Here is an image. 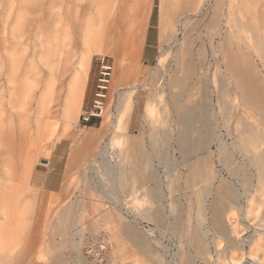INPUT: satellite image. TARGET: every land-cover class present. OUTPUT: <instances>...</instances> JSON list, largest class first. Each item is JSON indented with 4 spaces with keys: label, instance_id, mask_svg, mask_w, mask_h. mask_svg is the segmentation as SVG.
<instances>
[{
    "label": "rangeland",
    "instance_id": "obj_1",
    "mask_svg": "<svg viewBox=\"0 0 264 264\" xmlns=\"http://www.w3.org/2000/svg\"><path fill=\"white\" fill-rule=\"evenodd\" d=\"M24 1L0 0V72L4 73L0 84L7 87L0 91V99L4 93L5 102L10 101L0 105V259H8L1 263L264 264V220L251 221L249 228L241 232V210L232 205L223 217L220 231L211 223L209 207L217 199V177L232 182L228 169L225 174L217 162L215 147L208 163L215 176L209 182V194H200L208 186L206 182L192 189L187 187L185 178L191 173L185 171L189 167L182 164L174 145L182 127L174 123L177 115L171 108L172 97L183 95V103L198 106L197 113L205 112L201 107L206 105L212 114H218L217 133L238 165L252 176L250 187L251 183L256 187L259 179L264 181V160H258L264 153V117L251 106L254 100L245 99L241 91V87L258 90L260 85L264 91V0H113L108 18L119 22L127 16L128 46L118 60L115 48L105 56L90 54L88 45L77 51L65 75L64 92L56 102L60 104L59 118L40 137L31 129L35 123L23 117L37 106L39 95L34 99L28 96L22 73L27 60L41 46L50 61L60 58L63 52L66 55L70 47L65 34L51 27L58 17L57 0H46L50 15L42 34L30 30L33 16L23 12ZM185 27L190 29L192 42L188 37L184 39ZM190 43L192 76L185 72L187 55L182 49L183 44ZM232 61L235 69L231 68ZM127 64L131 72L151 70L159 77L135 83L129 82V77L121 80L117 67ZM234 70L237 79L232 78ZM188 75L190 79L186 78ZM6 78L12 79L10 84ZM132 86L138 88L127 92L126 111L118 121L115 114L120 94ZM222 86L225 89L221 92ZM69 106L71 113L67 114ZM231 114L236 119L229 121L226 118ZM135 117L142 124L140 129H132ZM151 121L153 126H146ZM104 125L106 133L92 146H85L82 135L98 132ZM11 134L15 144L9 140ZM165 141L169 142L167 147ZM151 149L158 150L159 155L151 157ZM74 150L78 151L77 157L70 164ZM142 151L150 156H141ZM132 159H137L135 179L131 176ZM103 160L116 169L124 167V178L119 183L106 180ZM206 166L205 162L200 165L204 176ZM54 170L61 175V186L56 191L45 190L46 175ZM8 180L12 190L7 188ZM161 180L165 199L158 205L156 184ZM11 207H16L15 223L9 230L2 224V214ZM43 207L60 210L63 216L72 213V237L55 234L48 216L37 228ZM22 208L21 220L17 222L16 215ZM158 208H165L164 216L169 217L165 216L163 226L156 220ZM173 221L181 225L179 230L173 229ZM130 225L136 227L138 237L150 252H141L130 243V235L124 231ZM6 230L12 232L9 237L3 235ZM198 231L204 246L192 242L198 238ZM35 234L39 238L36 245ZM51 236L56 245L51 243ZM238 236L244 253L230 249ZM250 236L255 248L251 254V240L247 239Z\"/></svg>",
    "mask_w": 264,
    "mask_h": 264
},
{
    "label": "bare ground",
    "instance_id": "obj_2",
    "mask_svg": "<svg viewBox=\"0 0 264 264\" xmlns=\"http://www.w3.org/2000/svg\"><path fill=\"white\" fill-rule=\"evenodd\" d=\"M112 1L113 0H92L91 3H79V2L71 3V2H68L67 0H57L56 6L59 9L57 12L58 17H57L56 22H54L53 24L51 22L52 24L51 27H54L55 32L57 29L60 33L65 34V38H68L67 45L70 48L68 49L66 55L63 52L60 58L50 61L46 59L45 49L42 50L43 48L41 46L39 51L34 52L32 58L30 59L27 58L28 60L25 64V67L22 73V76H23L22 78L24 82L26 83L25 84L26 92H28V96L34 99L33 97L36 96V94L39 95L37 98L38 99L37 104H36L37 106L35 108L31 107L30 110L28 111V115L23 114L25 121L26 120L30 122L33 121L32 124L35 123L34 125L35 128L31 127V129H35L34 131L36 133V136L40 137L46 132V130L49 127L51 128V126H53L57 122L59 118V115L57 113H58L60 104L58 106L56 102L60 100V96L64 92V81L66 79L65 75L69 71V66L71 64L70 62L76 57L77 51L82 46L86 47L88 45V48L91 52L90 54L99 53L102 56H105L107 52H110L111 50H113V48H115L116 60L120 58V53H122L124 48L128 46L127 41L125 39L126 37H128V32H126V29L128 27L127 26V22H128L127 16L125 19L123 17V19L120 20L119 22L115 20L111 21L108 18V8L111 5ZM24 3L26 6L23 8V12L33 16L32 21L29 22L30 30L35 31V33H40V34L44 33L46 29V24H47L46 19L50 15L47 12L48 8H46L47 7L46 0H35V1L25 0ZM189 34H190V29L185 27V30L183 31L184 39L188 37L189 41L192 42V40H190ZM138 39L140 40V38H137V40ZM160 40L161 41L163 40V30L160 31ZM138 41L136 43H138ZM174 41L177 44L179 42V38L178 37L175 38ZM57 43L60 44V41H57ZM63 47H65L64 43H63ZM192 47H193L192 43L182 45V49L185 51L187 55L186 60L184 61V65L186 67L185 69H187L185 72H188V74H190L191 76L192 74L190 72L193 71V65H194V62L192 61V57H191V54L193 52ZM34 58H36L37 60H35ZM123 60L126 61L127 59L124 58ZM215 62H218V60L216 59ZM231 68L235 69L234 61L231 62ZM117 69H118L116 70L117 77L120 78L121 80H124L125 77H129L130 78L129 82L131 83H135L138 81L146 82L148 78H152L154 81L157 79V77H159V75L156 72L151 71V70H137V71L131 72L132 69L130 68V64L122 66L121 68L118 66ZM81 73L85 74V71L82 70ZM190 75L186 76V78L190 79ZM232 78L237 79L235 70L232 71ZM1 79L2 80L4 79L3 71L0 72V81ZM6 80L8 81V84H10L12 79L6 78ZM186 82L188 81L186 80ZM5 88H7L5 84H0V91L5 90ZM137 88L138 86H132L126 89V93L124 95L120 94L118 105H117V110L115 114L118 121L119 119L122 118L124 112L126 111L125 101H126L127 92H130V90L135 91ZM224 89L225 87L222 86L221 92ZM241 91L244 95H248L249 93V95L252 97L251 99L255 101L251 103V106L261 111L264 117V91H263L262 86L260 85L258 90H253V91L249 90L248 88L241 87ZM255 97L258 98L257 101L259 103L256 102ZM183 101H184L183 95L178 96V97L177 96L172 97L171 108L173 109V112H176L177 118L174 123L177 126L182 127V129H190L193 126L206 127L210 124L209 120L205 118L204 114L200 115L199 113H197L199 109L196 107L198 106L196 105L190 106L188 104L183 103ZM7 102H5L4 93H3V97H1L0 99V105L3 107L5 105L10 104V101H7ZM31 102H34V101L31 100ZM71 106H69V111L67 112V114L71 113ZM201 108L209 110V108H207L205 105ZM138 113L141 114L140 110H138ZM150 123L147 122L146 126H149V125L153 126V122L151 121ZM141 125L142 124H140V122L136 120V117L133 118L132 125H131L132 129H140ZM115 126H117V129L119 128L120 130L119 124L117 125L115 124ZM106 129L107 127L104 125L100 128V130H98V132L84 133L82 135L83 144L85 146H92L94 142L98 140V138L103 136L102 134L104 132L106 133ZM9 136H10L9 140H11V142L15 144V139L12 136V134ZM185 137L186 136H183L181 141L186 142L187 138ZM23 138H21V140ZM138 147H139V144L138 142H136L135 148L137 150H138ZM77 152L78 151L74 150V152L70 155L69 157L70 164L73 162L74 158L77 157ZM95 157L98 158L100 157V155H97ZM261 158L264 160V153H261L260 159L258 160L262 161ZM122 161L123 163L124 162L126 163L127 160L125 161L123 159ZM102 162L105 166L104 167L105 177L109 183L116 184V183H119L120 180L124 178L125 169L123 166L121 167V169H116L112 166H109L105 160H103ZM135 163H136L135 160L132 159L131 164L133 165L131 169V176L134 179L137 176V168L135 166L136 165ZM206 164H207L206 166L207 174L205 176L202 173L194 172V173L189 174V176L185 178V183L187 187L190 189L196 186H199L201 183L206 182L208 186L205 187V189H202L200 191V194L202 196L209 194V192L211 191L209 182L212 180V177H215L211 173L212 172L211 166L208 163ZM227 169L229 172V178L232 179V182H229V180L225 178L217 177V179L219 178L218 180L219 186H218V189L216 190L217 199L211 202L210 207H209V213H211V223L214 227H216V231H220V228L223 225L222 221H223L224 215L229 212L228 210L229 207L234 205L238 210H241L240 217H241V222L242 221L243 222L240 224L244 225V228L240 230L242 232L245 229L249 228L250 226L249 223L251 221L260 220V222H262L264 220V216L262 214V209H264V201H263L264 200V185H263L264 181L262 179H259L257 186L256 187L254 186L253 188L252 183L250 187V181H252V176L248 175V173H246L243 170L244 167L242 165H233L232 168L228 167ZM177 179L180 180L184 178H177ZM7 183H8L7 188H10L12 190L11 183L9 180ZM162 186H163L162 180L159 183L157 182L156 198L158 201V205H161V203H163L165 199ZM46 189L47 188H45V190ZM254 192H257V195L260 197V199L255 195ZM7 198H9V196ZM242 200H244L246 203L244 204ZM21 201H24V200H21ZM165 208L163 209L158 208L156 211V215H155L156 220L158 221V223H160L161 226L164 225V221H165V216H166V215L164 216ZM14 210H16V207L7 208L5 211H3V214H2V217L4 219L2 224L5 223L3 226L7 227L9 230L12 228V226H14L13 224L15 223V219H13V215H15ZM22 210L23 208L21 209L20 213L19 214L17 213L16 215L17 222L18 220H21L20 217H21V213H23ZM64 215L65 216H63V213L60 212V210L53 211L51 208L49 210H45V208L43 207L39 210L38 216L39 218H42V221L41 223L40 222L38 223L37 228L41 226L43 221L45 222L43 218L45 216H48L51 219V224L54 228V231H56L55 234H57L58 236L64 234V235H67V236L69 235L70 237H72L73 232H71L72 231L71 226L74 224L73 215L70 212ZM64 218H67L66 221L63 220ZM166 218H169V217L166 216ZM133 220L135 222H138V219L136 217H134ZM171 225L174 230H179L181 228V225H179L177 221H173ZM124 231L126 232V234L130 235V238H131L130 243L136 245V247H138L141 252L151 251L150 248L149 247L147 248V246L144 245L142 243V240L138 237L139 234L137 233L135 226L130 225L126 227ZM235 232L239 234V231L237 229ZM195 233L198 238L193 240L192 242L196 243L198 246H204L205 244L203 241L202 233L200 231L195 232ZM10 234H12V232L6 230V232L3 235L9 237ZM52 236L50 237L51 243L56 245L55 238ZM253 236L247 237L248 242L251 240L249 244L250 254L252 252H255V248H252V245H254L252 244L254 243V239H252ZM35 237L37 239L34 240V245H36V243H39L38 235L35 234ZM259 241L260 240H257V242ZM259 245L261 244L259 243ZM230 249L236 253L238 252L244 253L245 248L244 246H242L241 236H238L235 242L231 244ZM7 260L6 258L5 260L0 259V264H2L1 262H6Z\"/></svg>",
    "mask_w": 264,
    "mask_h": 264
},
{
    "label": "crops",
    "instance_id": "obj_3",
    "mask_svg": "<svg viewBox=\"0 0 264 264\" xmlns=\"http://www.w3.org/2000/svg\"><path fill=\"white\" fill-rule=\"evenodd\" d=\"M76 2L89 3L88 0H71V3H76ZM244 97L245 99L252 98L249 95V93L248 95H244ZM209 110H206L204 113L203 112L199 113L200 115L204 114L205 118L209 120L210 124L206 126L208 129L206 127L193 126L190 129L179 130L176 134L177 136H175L174 138V145H176L175 150L179 152L182 158V161H181L182 164L189 167L188 170L185 168L186 172L201 173L203 172V169L200 167V165L202 164V162H205L206 164L212 161L213 156L211 155L212 153L210 152H211V149L215 147L217 149V152L215 155L217 158V162L219 165H221L222 171L226 174L228 167L232 168L233 165H238V163L232 157L231 150H229L227 146H225V144L222 142L221 136L218 135L217 133L218 132L217 129L219 128L218 123H220V119L218 120V118H216L218 114L214 115L212 114V111L211 110L209 111ZM226 119H229V121L231 119L235 120L236 116H233L231 114L230 116H227ZM217 120H218V123H217ZM183 136H186L185 138H187L188 142L181 141ZM228 136L229 138L231 137L230 135ZM155 142H156V147H158L157 146L158 141H155ZM166 142L167 141H165V143ZM168 143L169 142L166 143V147L168 146ZM174 145H172L173 148H174ZM152 147L154 146L152 145ZM140 154L141 156H145L146 158L150 156L148 155L147 152H144V151H142ZM150 154H151V157L155 158L156 156L159 155V152L158 150L153 151L151 149ZM135 155L138 156L139 152L136 151ZM58 159L60 158L58 157ZM135 162L137 163V159H135ZM190 165H192L191 168H190ZM61 182H62V178H61L60 173L57 170L49 171L48 174L46 175L45 186L50 191H56L57 189H59L61 186Z\"/></svg>",
    "mask_w": 264,
    "mask_h": 264
},
{
    "label": "water",
    "instance_id": "obj_4",
    "mask_svg": "<svg viewBox=\"0 0 264 264\" xmlns=\"http://www.w3.org/2000/svg\"><path fill=\"white\" fill-rule=\"evenodd\" d=\"M44 163H47V161H44Z\"/></svg>",
    "mask_w": 264,
    "mask_h": 264
}]
</instances>
